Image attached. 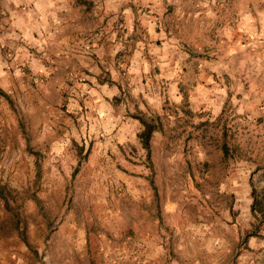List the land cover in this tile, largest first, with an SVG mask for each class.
<instances>
[{
  "label": "rangeland",
  "instance_id": "rangeland-1",
  "mask_svg": "<svg viewBox=\"0 0 264 264\" xmlns=\"http://www.w3.org/2000/svg\"><path fill=\"white\" fill-rule=\"evenodd\" d=\"M70 1L0 0V264H264V0Z\"/></svg>",
  "mask_w": 264,
  "mask_h": 264
},
{
  "label": "crops",
  "instance_id": "crops-1",
  "mask_svg": "<svg viewBox=\"0 0 264 264\" xmlns=\"http://www.w3.org/2000/svg\"><path fill=\"white\" fill-rule=\"evenodd\" d=\"M11 22L12 29L19 31L28 40L35 43L38 35L44 37H55L58 33L66 39L69 27H79L80 21L73 20L77 13H73L70 0H11ZM50 32L51 35H48ZM169 41L164 42V46L158 47V60L165 61L168 58L169 50H166ZM167 57V58H166Z\"/></svg>",
  "mask_w": 264,
  "mask_h": 264
},
{
  "label": "trees",
  "instance_id": "trees-1",
  "mask_svg": "<svg viewBox=\"0 0 264 264\" xmlns=\"http://www.w3.org/2000/svg\"><path fill=\"white\" fill-rule=\"evenodd\" d=\"M144 122V130L142 131V133L140 134V137L142 138L143 140V143L146 147L149 146V141H150V138H151V135H152V132H153V127L145 122ZM252 194H253V204H252V210H253V213L256 215L258 212H263L264 213V209H263V206H264V200H263V197L259 198L258 194H257V190L256 188L253 189L252 191ZM252 234H255V233H252Z\"/></svg>",
  "mask_w": 264,
  "mask_h": 264
}]
</instances>
